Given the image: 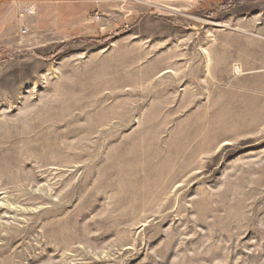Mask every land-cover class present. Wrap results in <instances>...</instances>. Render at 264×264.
<instances>
[{
	"label": "rangeland",
	"instance_id": "rangeland-1",
	"mask_svg": "<svg viewBox=\"0 0 264 264\" xmlns=\"http://www.w3.org/2000/svg\"><path fill=\"white\" fill-rule=\"evenodd\" d=\"M139 12L0 43V264H264V0Z\"/></svg>",
	"mask_w": 264,
	"mask_h": 264
},
{
	"label": "crops",
	"instance_id": "crops-1",
	"mask_svg": "<svg viewBox=\"0 0 264 264\" xmlns=\"http://www.w3.org/2000/svg\"><path fill=\"white\" fill-rule=\"evenodd\" d=\"M206 0H0V43L2 47L29 39L33 30L70 40L92 26L91 13L101 16L103 27L129 19L147 8L186 9ZM94 15V16H95ZM98 25V24H97ZM96 26V25H94ZM104 30V29H103ZM7 43V44H6Z\"/></svg>",
	"mask_w": 264,
	"mask_h": 264
}]
</instances>
